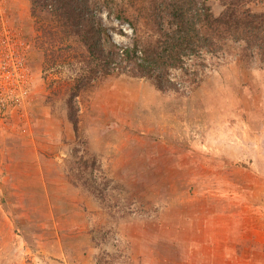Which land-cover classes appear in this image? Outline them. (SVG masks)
<instances>
[{
	"label": "rangeland",
	"instance_id": "rangeland-1",
	"mask_svg": "<svg viewBox=\"0 0 264 264\" xmlns=\"http://www.w3.org/2000/svg\"><path fill=\"white\" fill-rule=\"evenodd\" d=\"M31 7L0 0V27L29 44L31 72L25 104L0 118V264H264V66L228 44L186 94L121 72L97 80L78 97L80 132L105 174L74 185L67 99L79 64L45 68ZM101 20L124 45L157 36L145 21L136 33Z\"/></svg>",
	"mask_w": 264,
	"mask_h": 264
},
{
	"label": "trees",
	"instance_id": "trees-1",
	"mask_svg": "<svg viewBox=\"0 0 264 264\" xmlns=\"http://www.w3.org/2000/svg\"><path fill=\"white\" fill-rule=\"evenodd\" d=\"M30 2L32 15L38 23L45 68L70 65L73 69L74 59L79 64L78 69H73L76 75L70 83L67 99L69 121L78 142L72 150L74 176L68 174L74 185H78V179L83 178L86 171L92 176L95 171L102 176L105 174L102 164L88 156L80 132L78 97L97 80L121 72L147 77L165 92H184L186 84H198L201 72L210 68L209 59L214 60V66L220 65L228 44L238 48L239 56L250 66H264V12L253 9L263 0H219L222 7L219 14L214 12L210 0ZM103 13L127 23L136 33L142 22L150 23L157 36H136L132 45H124L116 41L102 23ZM118 32L123 34L122 30ZM172 70L180 72L178 78L170 75ZM76 169L77 174L74 173ZM93 182L100 199L105 200L107 184L101 186L94 178Z\"/></svg>",
	"mask_w": 264,
	"mask_h": 264
},
{
	"label": "built area",
	"instance_id": "built-area-1",
	"mask_svg": "<svg viewBox=\"0 0 264 264\" xmlns=\"http://www.w3.org/2000/svg\"><path fill=\"white\" fill-rule=\"evenodd\" d=\"M29 44L13 26L0 27V118L6 120L25 104L30 85Z\"/></svg>",
	"mask_w": 264,
	"mask_h": 264
},
{
	"label": "crops",
	"instance_id": "crops-1",
	"mask_svg": "<svg viewBox=\"0 0 264 264\" xmlns=\"http://www.w3.org/2000/svg\"><path fill=\"white\" fill-rule=\"evenodd\" d=\"M1 144V143H0Z\"/></svg>",
	"mask_w": 264,
	"mask_h": 264
}]
</instances>
